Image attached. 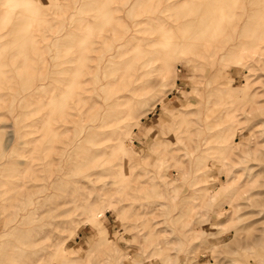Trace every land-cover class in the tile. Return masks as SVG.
I'll return each instance as SVG.
<instances>
[{
  "label": "rangeland",
  "instance_id": "1",
  "mask_svg": "<svg viewBox=\"0 0 264 264\" xmlns=\"http://www.w3.org/2000/svg\"><path fill=\"white\" fill-rule=\"evenodd\" d=\"M0 264H264V0H0Z\"/></svg>",
  "mask_w": 264,
  "mask_h": 264
},
{
  "label": "bare ground",
  "instance_id": "2",
  "mask_svg": "<svg viewBox=\"0 0 264 264\" xmlns=\"http://www.w3.org/2000/svg\"><path fill=\"white\" fill-rule=\"evenodd\" d=\"M144 63H145V62H144ZM144 63H142V65L139 67V69H145V68L147 67V65H145ZM259 122H260V121H259ZM133 126H135V123L132 125V127H133ZM202 148H203V147H202ZM190 156H191V155H190ZM231 156H233V155H231ZM188 157H189V154H188ZM189 158H190V157H189ZM228 158H229V157H228ZM190 160H191V159H190ZM232 160H233V158H232ZM239 160H240V159H239ZM239 160H238V161H239ZM228 161H229V160H228ZM234 161H235V160H234ZM234 161H233V162H234ZM243 162H244V161H243ZM232 165H233V164H232ZM232 165H231V166H232ZM262 165H263V164H262ZM226 167L228 168V165H227ZM232 168H233V166H232ZM232 168H231V169H232ZM249 168L251 169V167H248L247 170H250ZM233 169H234V168H233ZM178 170H179V169H178ZM245 170H246V169H245ZM247 170H246V171H247ZM231 174H232V173H231ZM235 174H236V173H235ZM233 177H234V176H233ZM237 177H238V176H237ZM227 180H228V181H231V180H232V176H229ZM109 184H110V183H109ZM48 185H49V184H48ZM104 185H107V183H105ZM227 185H228V184H227ZM229 185H230V184H229ZM48 187H49V186H48ZM228 188H229V187H228ZM198 190H199V189H198ZM198 190H197V191H198ZM178 191H179V190H178ZM189 191H190V190H189ZM191 192H192V191H191ZM189 194H190V193H189ZM186 195H187V194H186ZM247 195H248V194H247ZM231 198H232V197H231ZM247 198H248V196H247ZM230 200H231V199H230ZM232 203H233V202H232ZM232 203H230V204H232ZM233 205H234V203H233ZM232 207H233V206H232ZM234 207H235V206H234ZM237 207H238V206H237ZM235 208H236V207H235Z\"/></svg>",
  "mask_w": 264,
  "mask_h": 264
}]
</instances>
